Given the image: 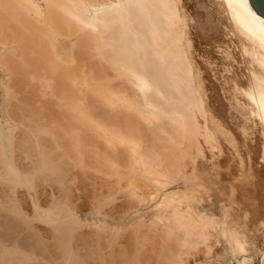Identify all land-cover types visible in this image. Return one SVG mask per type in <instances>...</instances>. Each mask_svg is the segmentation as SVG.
Wrapping results in <instances>:
<instances>
[{
    "label": "bare ground",
    "instance_id": "6f19581e",
    "mask_svg": "<svg viewBox=\"0 0 264 264\" xmlns=\"http://www.w3.org/2000/svg\"><path fill=\"white\" fill-rule=\"evenodd\" d=\"M219 4L228 15L247 65L248 75L245 77H248L249 84L247 82V88L242 87L246 89L241 91L244 96L241 99L245 98L244 101H247L250 113L254 119H258L264 136V19L253 9L249 0H220ZM180 11L178 0H0V264H114L117 252L119 254L115 264H126V260H129L127 258H130L125 254V219L122 216L114 219L115 221L112 219V210L116 208L111 205L113 203L108 191L99 183L100 192L96 190L98 195L94 197L93 194L94 201L89 204L91 201L87 200L88 205L85 200L87 195L82 192V187L85 189V186L74 177V169H81L86 165L80 153L82 147H85L81 145L87 143L79 140L78 133L81 131L78 126L84 121L85 128L96 119L94 116L101 118L107 114L97 111L99 114L95 113L92 117L93 113L88 112V109L86 113L82 112L83 115L79 109L80 95L77 94L78 91H83L81 88L79 90L80 80L85 81V77L80 74L86 75L81 70V59L91 38L96 39L94 42L97 43L94 44L97 51L100 47L106 51L109 46L107 52L112 51L110 59L116 66L114 68L123 77L127 76L135 94L145 102V112L140 106L142 114L144 113V118L141 119L154 124L155 132L160 135L168 132L167 148L172 152V172H178L180 167H184L185 159L181 158L188 151H180L183 142L191 147L192 154L188 158H191L192 163L200 156L205 158L202 145L213 146L214 134L211 135L207 125V106L197 83L196 68L190 58L187 25ZM84 31L92 36L88 38L84 33L86 39L81 36L82 40L79 41L81 37L78 34H83ZM66 36H72L74 40L78 38V43L74 41L66 48ZM82 41L86 47L81 44ZM96 45L100 47L97 48ZM82 47L84 49L81 52L79 49ZM90 48L91 46L88 49ZM94 69L98 74L99 70ZM100 75L101 73L98 77ZM90 78L91 76L86 81L90 82ZM93 78L97 77L93 75ZM100 78H103L102 75ZM93 89L90 88L91 91ZM85 95L88 98L87 93ZM93 95L95 94L90 95L91 98ZM97 98L95 96L93 100ZM121 100L117 103L122 102ZM135 100L132 101L135 103ZM105 101L112 108L117 104ZM131 103L124 101V105L119 104L131 110ZM243 105L245 106V102ZM93 106L89 105L88 108L91 110ZM138 107L139 105L136 106ZM134 113L137 114V111ZM116 116L114 118L117 119ZM108 120L106 118L107 122ZM110 123L114 124L115 121ZM131 127L134 126L128 129L136 130ZM93 133L95 132L91 133L92 138ZM67 136L69 138L66 139ZM91 142L89 140V145ZM68 144L69 148H66ZM151 147L154 148V145ZM135 148H131L133 159L131 158L130 163L143 165L144 169L141 168L146 172L149 164L145 163L147 160H142L144 155L137 150L139 147ZM156 150L155 147V150L147 154V158L150 157L153 162L161 158ZM181 153L184 155H180ZM65 156L69 157L70 162L64 161ZM161 163L160 161L155 165ZM162 180L156 179V183L165 185ZM198 182L192 183L193 188L190 190L187 187L189 192L184 186L186 193L182 197L164 196L160 206L164 210L157 217L154 227L163 229L166 236L163 234L164 240H170L178 248L176 254V250H173L174 253L167 250L172 254L165 250V254L173 256L169 260L174 264H191V258L196 262L201 254H210V239L216 233L217 237L227 240L232 254L244 257L242 261L239 259L241 264H247L249 258L244 254L249 250L244 240L238 238L237 233L235 236L229 234L224 220L214 217L216 215L210 214L211 211L208 213L201 209L200 202L204 197L195 188L202 194L207 189L203 183ZM92 184L87 183L90 186ZM112 221L115 226L117 224L116 227H113ZM123 243H126L125 247ZM161 246H165L160 248L163 253L164 248L169 249L167 245ZM260 252L259 264H264V241ZM133 253L132 263H129L144 264ZM166 256L167 254L161 258ZM165 260L163 262L160 259V262L169 263L168 257Z\"/></svg>",
    "mask_w": 264,
    "mask_h": 264
},
{
    "label": "rangeland",
    "instance_id": "374dc122",
    "mask_svg": "<svg viewBox=\"0 0 264 264\" xmlns=\"http://www.w3.org/2000/svg\"><path fill=\"white\" fill-rule=\"evenodd\" d=\"M219 3L220 0H178V5L181 10L180 12H182L183 18H185V22L187 25L186 32H188L187 38H189L190 44V58L192 60L194 68H196L195 70L197 73L195 72V75L197 83L200 85V88L203 92L202 94L204 97V101L206 103L205 106H207V118H209V124L207 125L211 130L209 132H212L211 135L214 134V141L216 142V144L215 142L212 144L213 146L215 144L214 147L210 144L209 145L211 147L207 144H203L204 146L202 145V147L205 150H203L205 158H202V156H200L194 163L190 161L191 158H188L189 154H192V151H190L191 147L187 146L188 144L186 145V142H183L184 145H181L182 147L181 149H179L180 151L182 150V152H184V150L185 152L188 151V154L185 153L188 156L185 155L183 158H181L185 159L184 167H180L181 171L178 170V172H172L170 166V160L173 159L170 154L172 152L169 151L170 148H167L168 141L166 136L168 132H166V134L162 133L160 135L158 132H155V126H153L154 124H150L149 121L146 122L147 120L145 119L144 122V120L141 119L143 117L142 115L144 114H142V110H147L146 105H144L145 102L139 95L135 94L136 92H134V89L132 88L133 85L129 83L130 81H128L129 79L126 78L127 76L125 77L124 75V78L119 74L116 68H114L115 65L112 63V59H110V52H112L110 51V49L112 48L110 47V52H107V48H109V46L106 47L105 51V48L97 46L100 44V42L98 41L99 43L96 46L97 48L100 47L99 49H102V52L99 49V51H97L95 49V44L97 42H94L96 39L93 40L91 38V41L93 42L88 41L90 42V45L86 48L87 50H83L84 54L81 61L84 66L81 65V70L85 71L86 75L88 76H83L84 74H80L81 77H85V81H83L82 78V80H80L81 85L79 87V90L81 88V90L83 91H78L79 93H82L77 94L80 95V100L78 99L79 109L81 110L80 112L81 114L82 112L86 113L88 109V112L91 111V113H93L92 117L95 113H97V111H102V113L104 111L107 114L108 112H110L112 113V115L110 113L108 114L110 116H107V114L103 115L104 120L102 119L103 116L101 118L94 116L96 118V121L92 119L94 121L88 125L93 130H89L90 128L88 126L84 128V121L80 123L81 126H78V129H80L81 131L78 133L80 136L79 140H81L82 143H87L81 145L85 147H82V152L80 153L81 159L85 162L86 165L83 166L85 167L83 170V167L81 169H74V172L76 173L74 177H76V181H80L82 185L84 184L85 186V189L84 187H82V192L87 195L85 199L87 204L89 200L91 201H89V204L94 201V198L92 196L93 194H95L94 197L98 195L97 192L100 190L99 183L103 184L105 190H107V193H109V195L111 196V201L113 203L111 204L113 205L112 207L116 208L112 210V219L116 220V218H119L120 216L125 219L124 226H126L124 227L123 236L127 235L126 237H124V239L127 238L124 241L127 243V246L125 247L126 243H123V246L125 247V254H127L126 256H130V258L126 257L130 260H126V264L132 263L131 253H133L135 249L136 250L133 254L135 256L137 255L136 258L138 257L137 259L140 261V263L144 262V264H160L162 263L160 262V259L161 261L163 259V262H165V259H167L168 257L169 260V257L172 256H170V254L174 253L173 250H176L175 254L177 253L178 248L176 249V245L169 242L170 240L168 242L167 240H164L166 237L165 232H163L164 230L154 227V223L156 222L157 217L162 215L161 213L164 209H161L162 207L160 208V206H162L165 197L174 195L176 198H179L184 196V194L186 193V191L184 193L185 188L187 189L188 187L189 190L192 189V183H197L199 181L198 178L201 179V181H199L198 183H203V185L207 189V191L203 193V195L202 192H198L199 190L197 187L195 188L197 189V193L201 194V197H204H200L202 200L200 202V207L202 206L201 209L204 212L208 213L209 211H211L210 214H212L213 216L216 215L214 217L224 220L228 227L226 228L228 230V233L234 236L237 233L236 236L244 240L245 246L249 250L244 254L245 257L249 258V262L247 264L260 263V251L263 248L264 241V136L262 129L260 128L261 126L258 125V119H254V117L250 113V109L248 108L249 106L246 104L247 101H244L245 98L241 99V97H244L241 91L245 90L248 87L246 85L247 82L249 84V81L247 80L248 77H245V75H248L247 65L241 55L237 37L235 36V33L230 25L228 15L226 12H224L223 7ZM81 33L82 32H79L78 36H82L84 39H86V37L83 36L84 33L89 34L88 31H84L83 34ZM88 34L86 35L88 36V38H90L92 35ZM76 35L73 34L74 37ZM67 36L69 37V34H67ZM67 36L66 38H68ZM93 36L96 37V35ZM74 37L71 36V38L66 39V48H68L69 45L72 44V42L77 41L76 43H78V40H82V37L81 39L76 38L78 40H74ZM69 41L71 43H69ZM83 42L84 41H82L81 44ZM90 46L91 48L88 49ZM84 47H86V45ZM84 47L79 50L82 52V49H84ZM92 49H95V51ZM101 54H104V56H102ZM93 68H96L97 71L99 70L100 72L98 71V74L101 73L103 78H100L101 75L98 77L97 72L95 71V69L93 70ZM94 72L96 73L93 74ZM93 75L97 78H93ZM89 76H91L92 78V80L91 78L89 79L91 80L90 82L86 81L88 80ZM93 80L94 82H92ZM83 82L84 84L86 82L88 84L86 83L84 85L82 84ZM239 85L241 86L240 88ZM94 87L95 89H93ZM90 88H92L93 90L91 91ZM94 90L98 94L95 93ZM85 91L88 98L86 97V95L84 96V94H86ZM88 93L90 94L88 95ZM93 93L95 94L93 95L94 97H98L97 100H93L94 97L91 98L90 95H92ZM237 96L240 97V100ZM121 98H123V100H121ZM135 98L139 101L135 100ZM100 99H103V102L100 101ZM105 100L112 101V105L114 103L116 104L119 100L122 101L119 102L121 104H123L124 101H131L132 106H130L129 108L132 109L130 110L126 108L125 106H123L124 104L121 107V105L117 103L116 105H113V110L112 106L107 104ZM132 100H135V103ZM93 101H95L96 103H93ZM137 101L139 104L137 103ZM241 102L243 104L245 102V106L247 105V108H244L245 106H242ZM86 103L90 106H93V104H95L93 106L94 110H92V107L90 110V107L88 108L89 105L86 106ZM133 103L136 105H134ZM138 105L139 107L136 108V106ZM140 106H142V108ZM83 108H85L86 110ZM124 109L128 110L125 111ZM247 109H249V111ZM111 110H113V112ZM122 110H124L125 113H123ZM134 110L137 111V114L134 113ZM114 111H116L118 114ZM102 113L100 114V116L102 115ZM119 113H122L123 115ZM98 114L99 113L95 115ZM115 115H117V119L114 118ZM118 115H120L121 117ZM138 116L140 118H138ZM109 117L111 118V121L108 120ZM106 118L108 122L106 121ZM114 121L115 123L117 121V123H110ZM126 122H128L127 124L129 125L125 124ZM130 126H134L131 128L139 131L136 132V130L128 129V127ZM96 131H98L99 133H96ZM92 132H95L93 133V135H96V137H91ZM67 138L69 137L67 136L66 139ZM89 140L90 142L92 140H94L95 142L92 141L89 145ZM161 140L165 141V143ZM151 141L152 143H150ZM91 144H93L94 146ZM150 145H154V148ZM68 146L69 144L66 146V148ZM87 146H89L88 148H91L88 149ZM137 146L139 147V149H137ZM132 147H136L135 149H137L139 153L144 155L142 159V155L140 154V158L142 160H147L145 161V163L147 162V165H149L146 167V172L145 170H143V165L139 166L140 164L138 165V163H136V165L133 162L130 163L132 161ZM155 147L157 148L156 151L159 155V158H161L159 161L153 162L150 157L147 158V154L148 152L155 150ZM210 148H212V150H209ZM91 149L92 151H90ZM89 153L94 154L95 156H88ZM182 154L183 153H181L180 155ZM64 161L70 162L69 157L65 156ZM151 161L154 166L152 165V163H150ZM160 161L162 162L161 165H155V163H160ZM188 161L191 165L187 163ZM150 166H152V168ZM148 168H150V170ZM192 172L195 175H193ZM138 173H141L144 179L147 177L146 179L148 180H144L141 174L138 175ZM173 173L176 174L173 175ZM152 175H154V178L151 177ZM174 176H176V179H174ZM155 178L157 180L162 178V181H164L163 183H165L166 186L156 183ZM152 179L154 181H151ZM195 179H198V181H195ZM184 182H187V184L185 185ZM87 183L93 184L90 186L87 185ZM89 186L93 188H90ZM94 186L96 188H99L95 189ZM85 190H87L86 193ZM88 190L89 193H92L91 195L88 193ZM114 224L115 222H113V227L115 226ZM152 226L156 229H154ZM163 234L165 237L163 236ZM215 234L216 233H213V237L210 239L212 243L210 254L208 256H204V254H201L200 257L196 258V262H194L193 258H191V264H241V261L244 257L235 256L234 254H232L230 245L227 240L221 236V238H219V236L217 237V235ZM161 245H167L169 249H167V247L164 248L163 253V250L161 251L160 248L163 249V247L165 246L162 247ZM173 245L175 248L171 247ZM258 248L261 249L259 250ZM137 249L139 250L137 251ZM115 250L119 251V249H117L116 247ZM165 250L172 251V253L167 251L170 254L168 255V253H166L167 256L166 258L164 257V259L161 257L166 255ZM136 251L138 252V254L136 253ZM159 251H161L163 255H159L161 253H159ZM118 254L119 252H117L115 255L118 256ZM158 255L160 257H158ZM117 256H114V264L117 262ZM145 257L147 259H145ZM158 261L160 263H158ZM169 263H173L172 260L171 262L169 260ZM169 263L167 262L162 264Z\"/></svg>",
    "mask_w": 264,
    "mask_h": 264
},
{
    "label": "water",
    "instance_id": "95a60500",
    "mask_svg": "<svg viewBox=\"0 0 264 264\" xmlns=\"http://www.w3.org/2000/svg\"><path fill=\"white\" fill-rule=\"evenodd\" d=\"M253 9L264 19V0H249Z\"/></svg>",
    "mask_w": 264,
    "mask_h": 264
}]
</instances>
